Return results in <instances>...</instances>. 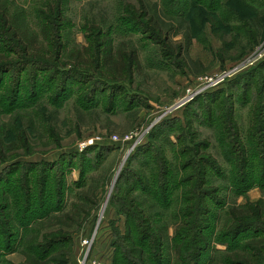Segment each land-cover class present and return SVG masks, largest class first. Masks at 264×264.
Instances as JSON below:
<instances>
[{"label": "rangeland", "instance_id": "rangeland-1", "mask_svg": "<svg viewBox=\"0 0 264 264\" xmlns=\"http://www.w3.org/2000/svg\"><path fill=\"white\" fill-rule=\"evenodd\" d=\"M191 1H1L4 4L0 8L9 9L10 19L21 25L24 34L20 38L29 50L8 51L5 47L9 46L10 35L4 32L0 60L4 58V65L13 68L2 74L0 83V184L19 180L27 186L31 180V185H37L49 177L48 190L56 194L61 181L64 193L60 210L35 220L29 231H16L11 238L12 249L0 257L1 264L26 263V255L31 254L28 250L34 255L33 246L50 239L57 242L51 249L47 248L50 242L45 244L46 249L39 252L47 264H78L80 240L95 227L101 229V243L93 254L98 257L102 253L109 264H115L116 231L123 235L127 229L125 217L111 206V197L123 196L130 176L120 175L126 167L134 173L142 171L141 179L148 180L151 174L141 165L144 159L147 162L144 155L149 149L141 153L136 149L153 134L156 150L149 153H164L170 167L177 165L176 178L187 174L193 179L192 186L201 180L198 175H190L203 168L207 170L204 186L222 187L216 196L224 199L222 206L209 201L211 232L221 233L230 224L228 214L232 209L237 211L256 202L264 208L263 187L252 186L238 196L231 187L232 151L239 147L237 139L240 145L249 147L263 133L259 125L264 66H258L264 63V22L259 26L258 20L255 24L254 20H246L253 12L244 0H213V4L210 0L200 4ZM231 7L236 10L234 14L225 11ZM99 33L101 43L112 40L106 51L105 46L101 48L104 60L105 52L109 54L112 48L107 71L122 77L127 67L124 55L135 54L139 63L117 81L124 85L122 91L106 89L108 79L91 63L92 52L98 46L93 42ZM29 58L47 59L58 69L39 70L28 62ZM69 70L78 77H68L65 71ZM223 75L224 79L220 78ZM16 77L23 82L19 87ZM37 80L40 82L35 91ZM187 98L191 99L180 106ZM170 119L177 121L166 122ZM251 135L252 143L248 142ZM84 144L88 145L82 148ZM99 145L107 148L99 149ZM188 147L192 148L190 152L186 151ZM75 152L79 154L76 158L71 156ZM133 153L137 157L128 160ZM203 156L215 162L217 168L202 164ZM192 157L195 162L180 172L182 163ZM70 160L73 164L68 165ZM36 161H55L59 166L48 172L40 165L29 166ZM170 175L175 177L174 173ZM182 188L180 201L174 202L170 210L154 209L165 215L168 228L164 235L170 238L165 249L173 264L179 250L171 238L184 214L191 210L183 198L186 195L191 199L190 191L187 193L185 186L182 193ZM177 194L174 192V199ZM131 196L140 202L145 200L146 206L150 204L149 195L139 187ZM14 215L11 210L9 216ZM110 232L112 245L108 242ZM259 235L264 237V231ZM213 246L220 252L206 254L205 264L210 258L220 260L225 253V245ZM130 255L136 257L135 253Z\"/></svg>", "mask_w": 264, "mask_h": 264}, {"label": "trees", "instance_id": "trees-1", "mask_svg": "<svg viewBox=\"0 0 264 264\" xmlns=\"http://www.w3.org/2000/svg\"><path fill=\"white\" fill-rule=\"evenodd\" d=\"M1 1L2 0H0V7L4 4L1 3ZM200 1L202 0H195L194 2L195 4H200ZM210 1L212 4L214 3L213 0ZM244 1L251 7L253 12L246 20H254L253 24L257 23L256 20H258L260 23L259 26H261L264 22V13H260V11L264 10V0ZM191 2V0H187V3ZM176 4L179 5V2ZM225 11L230 14L232 12L234 14V11L236 12L234 8H228ZM9 12V9H6L5 6L4 9L0 8V30H3V32L0 33V40H3L5 32L10 35L9 46L5 47L8 51L18 53L19 50L23 48L24 52L28 53V47L26 48L24 46L25 43L20 38V35L24 34V31H21V25L19 26L10 19ZM124 21L127 23L134 22L127 19ZM246 25L249 26L248 22H246ZM100 36V33L97 34V41L93 42V44H98V46L96 51L94 50L92 52L91 63L96 66V69L98 68L97 70L101 76L104 75L108 79L105 82L106 89H111L112 91L117 90V92L122 91L125 87L117 81L124 79L123 77L131 73L133 66L139 63L134 56L135 54H133V57L132 55H124L127 67L123 69L122 77L107 71V57L111 56L112 48L109 49V54L105 52L106 60L102 57L104 53L101 48L105 46L106 51L111 46L112 40L106 41L107 43H101ZM28 62L31 64L33 63L39 70L58 69L44 58H29ZM22 66L25 65L23 64ZM263 66L264 63L260 64L258 68ZM12 68L13 65H4V58L0 60V83L2 81V74L10 71ZM23 69L24 67H21V71ZM257 69L253 71V77H255ZM65 72H67L68 77L75 76L74 71L69 70ZM75 77H78V75ZM16 80L18 87L23 84L20 77H16ZM39 82L40 80H37L34 83L35 87H33V89L35 91L37 90L36 86H39ZM260 106L261 123L259 126L262 128L263 133H261L259 139L253 143L251 135L248 142L251 141L252 144L249 147L240 145L241 141L237 139L236 142L239 147L237 151H232L234 156V168L231 173V178L233 179L231 180V187L233 193L235 195L237 194L236 196L244 195L249 188L255 185L264 188V99ZM175 121H177V119H170L166 122L173 123ZM156 132L157 130L154 132L155 135H157ZM233 132L235 133L234 130ZM153 135H151L144 146H137L136 151L138 153L144 152V149L155 152L156 147H154L152 143ZM225 143L228 145V142ZM98 147L99 149L104 147L107 148L106 145H99ZM191 149L192 148L188 147L186 151L190 152ZM149 150H147V153L144 155L147 158V162H145L144 159L141 166L145 171L148 170L147 172L151 174V178L149 176L147 181L143 180L141 179L142 171L134 173V171L128 170L126 167L120 177L127 178L128 176H132L133 179L128 177L123 196L115 195L111 197V206H114V208L116 206V211L125 217L127 229L126 233L123 235H121V232L118 230H115L117 233L113 243L117 249L115 264L117 261H122L123 264H173L170 262L171 258H169L165 249V243H170L167 240L170 239L168 234H166V236H168L167 239L164 235V230L168 228L164 220L165 215L161 212H156L154 209L160 208L163 210H170L169 208L172 207L174 202L177 203L180 201L178 195L182 186L183 188L185 186L187 187V189H185L187 193L190 191L189 198L191 199H187L186 195H184L183 198L185 201L189 202L188 206L191 207V210L184 214L182 223L176 230L175 235L171 238L172 245L179 250V257L176 264H205L206 254L220 252L219 249L213 246L214 243L225 245V253L220 260H211L210 258L207 264H264V237L259 235L262 230L264 231V208L260 206L259 202L244 206L245 208L237 211L235 209L230 210L228 214L230 215V224L224 226L221 233L211 232L208 216H210L212 207L209 206V201L213 204H217L218 207L222 206L224 199L216 197L220 189L222 190V187L206 188L204 185L207 182V170L203 168L195 169V173L190 175H198V179L201 180L191 186L190 182L193 179H189L187 174H184L182 177L180 176L179 179L178 177L176 178V176H179V167H177V165L170 167L169 162L165 159L164 153H158V155L152 156ZM77 153L78 152H75L71 156L76 158V156L78 157L79 155ZM184 153L185 151L183 154ZM68 156L69 155H64L63 158H67ZM136 157L135 153H133L128 160L132 161ZM202 160V164L205 163L209 165L211 169L215 170V168H217L215 162L210 163L209 159L204 156ZM194 162L195 160L192 157L182 163L180 172L188 170ZM33 164L45 167L47 172L52 169L51 167L59 166V163L55 161H36L32 162V164L30 163L29 166L32 167ZM70 164H73V161L70 160L68 165ZM172 173H174L175 177H171L170 174ZM201 174L203 179H201ZM1 180L3 182V178H1ZM48 181L49 177H47L45 181H39L37 185L34 183L31 185V180L28 181L27 186L25 184L23 185L19 180L16 183L6 180L5 184H0V257L11 251V238L14 237L18 229L29 231L32 228L29 226H31L35 220H41L49 216L51 212L58 211L62 207L64 193L63 187H61V181L58 183L56 194L48 190ZM138 187L149 195L150 204L148 206H146L145 200H141L140 202V199L138 200L136 197L131 196V192ZM183 188L182 193H184ZM177 191V198L174 199V192ZM188 200H193L195 203ZM11 210L15 212L13 218L9 216ZM160 220H162L163 223H160ZM246 237L247 239L240 242L242 238ZM164 238L167 240L166 242ZM124 240L127 241V244L122 243ZM49 242L50 244L47 245L49 246L47 248L51 249V247H53L51 246L52 243L54 244V242L57 241L50 239V241L47 240V243ZM47 243H36L33 246L34 255L33 251L29 249L28 252L31 254L26 255L27 261L24 264H47L45 259H43L44 257L39 253L42 249H46L45 244ZM37 250L38 254L36 253ZM133 253L136 254V257L130 255ZM1 261L3 260H0V264Z\"/></svg>", "mask_w": 264, "mask_h": 264}, {"label": "built area", "instance_id": "built-area-1", "mask_svg": "<svg viewBox=\"0 0 264 264\" xmlns=\"http://www.w3.org/2000/svg\"><path fill=\"white\" fill-rule=\"evenodd\" d=\"M225 75H223L222 79H224ZM221 81V80H219ZM218 82V81H217ZM189 99L191 98H187L185 100H183L181 103L182 105H184ZM90 143V142H89ZM91 144V143H90ZM86 145L88 144H84L82 148H84ZM103 216V215H102ZM98 227H95L90 233V235H86L85 237H83L81 240H80V244H81V247H82V252H81V255L79 257V263L78 264H109L108 262V258L105 259V255L104 254H97L98 257H95V255L93 254V251L94 253L96 252V247H99L100 246V235L99 233H101V229H97ZM109 235V238H108V242L110 243L111 245V238H112V234L111 232L108 233ZM102 247V245H101ZM100 247V248H101ZM108 247V245H107ZM103 251V249H102ZM104 252V251H103Z\"/></svg>", "mask_w": 264, "mask_h": 264}, {"label": "water", "instance_id": "water-1", "mask_svg": "<svg viewBox=\"0 0 264 264\" xmlns=\"http://www.w3.org/2000/svg\"><path fill=\"white\" fill-rule=\"evenodd\" d=\"M181 105H182V103L180 104V106H181ZM177 107H179V106H177ZM108 194H110V192H109ZM108 199H109V195L107 196V198H106V200H105L104 207H105V205L107 204Z\"/></svg>", "mask_w": 264, "mask_h": 264}]
</instances>
